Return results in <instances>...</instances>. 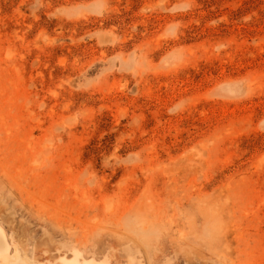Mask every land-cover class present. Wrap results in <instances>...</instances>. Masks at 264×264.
I'll list each match as a JSON object with an SVG mask.
<instances>
[{
	"label": "rangeland",
	"instance_id": "rangeland-1",
	"mask_svg": "<svg viewBox=\"0 0 264 264\" xmlns=\"http://www.w3.org/2000/svg\"><path fill=\"white\" fill-rule=\"evenodd\" d=\"M0 264H264V0H0Z\"/></svg>",
	"mask_w": 264,
	"mask_h": 264
},
{
	"label": "bare ground",
	"instance_id": "bare-ground-1",
	"mask_svg": "<svg viewBox=\"0 0 264 264\" xmlns=\"http://www.w3.org/2000/svg\"><path fill=\"white\" fill-rule=\"evenodd\" d=\"M5 249V245H0V250Z\"/></svg>",
	"mask_w": 264,
	"mask_h": 264
}]
</instances>
